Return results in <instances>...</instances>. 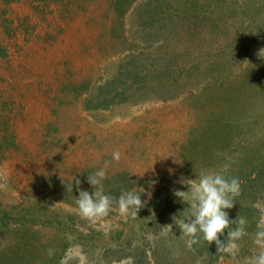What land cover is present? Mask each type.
Here are the masks:
<instances>
[{
    "label": "rangeland",
    "instance_id": "374dc122",
    "mask_svg": "<svg viewBox=\"0 0 264 264\" xmlns=\"http://www.w3.org/2000/svg\"><path fill=\"white\" fill-rule=\"evenodd\" d=\"M262 48L264 0H0V264H205L173 221L187 209L173 189L202 169L238 178L227 211L247 221L213 264H248ZM106 161V194L151 192L136 217L80 215L63 181L91 192Z\"/></svg>",
    "mask_w": 264,
    "mask_h": 264
},
{
    "label": "clouds",
    "instance_id": "9594fccd",
    "mask_svg": "<svg viewBox=\"0 0 264 264\" xmlns=\"http://www.w3.org/2000/svg\"><path fill=\"white\" fill-rule=\"evenodd\" d=\"M262 54L264 48L259 51V56ZM119 157V152L113 153L114 160H119ZM109 163L110 161H106L104 167L87 175V183L93 187L91 192L81 189V181L76 177L71 182L63 181V183L67 189L73 191V181H75L76 190L79 192L76 204L83 217L99 219L107 216L114 205L121 214L136 217L146 204L142 196L150 197L151 192L141 187L142 194L134 190H123L118 198L106 194L103 191V180L106 178V168ZM186 181L187 183L182 181L180 183L187 186V191L173 189V195L187 204V209L182 211L186 212V216H173L174 224L180 229L181 236L189 237V246L203 240L209 245L215 243L217 252L236 249V241L247 234L246 219L243 217L230 219L227 211L234 207L233 198L239 194L238 178L227 177L221 171L202 169L195 179H186ZM154 183L155 181H150L149 188ZM254 243L259 250L255 255L247 258L248 264H264V211L260 213L256 224Z\"/></svg>",
    "mask_w": 264,
    "mask_h": 264
},
{
    "label": "trees",
    "instance_id": "16d2710c",
    "mask_svg": "<svg viewBox=\"0 0 264 264\" xmlns=\"http://www.w3.org/2000/svg\"><path fill=\"white\" fill-rule=\"evenodd\" d=\"M223 239V237H221ZM203 245V246H202ZM197 250H201V256L205 264H213L218 261L223 255V252H217L215 243L209 245L207 241L202 240V244ZM202 250H205L204 252Z\"/></svg>",
    "mask_w": 264,
    "mask_h": 264
}]
</instances>
